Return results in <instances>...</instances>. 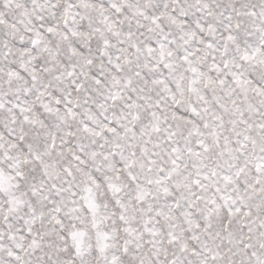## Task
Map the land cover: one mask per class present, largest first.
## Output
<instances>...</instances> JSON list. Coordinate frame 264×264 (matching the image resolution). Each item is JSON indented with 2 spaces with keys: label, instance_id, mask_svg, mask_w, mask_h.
I'll return each instance as SVG.
<instances>
[{
  "label": "snow or ice",
  "instance_id": "6c2138e0",
  "mask_svg": "<svg viewBox=\"0 0 264 264\" xmlns=\"http://www.w3.org/2000/svg\"><path fill=\"white\" fill-rule=\"evenodd\" d=\"M0 264H264V0H0Z\"/></svg>",
  "mask_w": 264,
  "mask_h": 264
}]
</instances>
